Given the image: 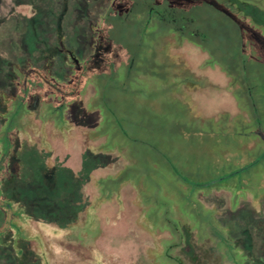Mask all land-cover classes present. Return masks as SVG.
<instances>
[{
  "label": "rangeland",
  "instance_id": "1",
  "mask_svg": "<svg viewBox=\"0 0 264 264\" xmlns=\"http://www.w3.org/2000/svg\"><path fill=\"white\" fill-rule=\"evenodd\" d=\"M150 3L166 15L193 16L223 64L238 71L244 60L249 71L242 62L238 75L246 85L248 78L255 82L253 110L263 111L253 123L257 135H245L254 115L243 114L229 88L231 78L209 64L210 54L170 33L171 26L151 14ZM217 4L225 11L218 12ZM235 14L245 44L229 17ZM236 47L241 56L232 66L229 51ZM46 68L56 87L44 82ZM24 75L33 77L29 98ZM55 112H63L64 124ZM11 119L13 143L4 137ZM263 151L264 0H0L1 193L23 185L19 198H36L35 206L49 213L47 220L80 238L76 243L85 244L80 248L86 256L93 244L109 257L107 264H218L217 257L222 264H264V197L256 203L253 194V184L264 176L258 164ZM159 164L166 174L157 171ZM126 168L130 177L142 174V188L153 185L155 174L163 180L155 183L162 187L160 195L152 191L148 197L159 195L165 204L160 214L148 210L156 221L146 219L151 204L142 203L131 180L112 190ZM180 170L204 173L211 184L223 178L227 184L231 176L246 183L240 193L224 187L199 193V204L212 213L197 208L187 216L185 203L168 191L170 174L176 177ZM186 177H179L183 189L186 180L192 183ZM13 211L0 197V240L9 233ZM171 226H181L182 240L173 238ZM173 239L179 247L170 251L166 243ZM48 250L54 254L51 246ZM84 261L78 264H90ZM0 264H17L1 244Z\"/></svg>",
  "mask_w": 264,
  "mask_h": 264
},
{
  "label": "trees",
  "instance_id": "2",
  "mask_svg": "<svg viewBox=\"0 0 264 264\" xmlns=\"http://www.w3.org/2000/svg\"><path fill=\"white\" fill-rule=\"evenodd\" d=\"M151 4V14L153 15V13H156V16L158 18V20L160 21H164L166 22V24L170 25V33H174L175 37L179 40H181V42L183 40H187L191 43H194L195 45H197L198 47H200L203 51L207 52L208 54H210V60H209V64L210 62L212 63V67L214 66H219L221 68V70L226 73L230 78H231V83H230V90H233V94L237 100V102L239 103V106L243 112V114L248 113L249 110H251V112H253L252 115H254L253 117H251V121L248 122L244 119L246 122H248L250 124L251 127H246L245 131H247V133L245 135H247L248 133L251 132V134H255L257 135V130H256V126L254 127L253 123L255 122V120L262 118V113L263 111L259 109V111H254L253 108H255L254 104H256L254 102V98L250 97V90H253V85L255 82H253L252 80L250 81V79L248 78V85H246V78H243L242 76H239V72H240V65H242L243 62V66H246V71L248 72V66L245 64L244 60L239 62L238 66V71H236V69H233L234 67L230 68V66H227L225 64H223L210 50V48L207 46V41L208 38L210 39V34L205 32V30L200 26V24H197L194 17L193 16H189V15H184L179 13V15L170 13L168 15H166V11H164L161 6H159L157 3H150ZM224 8V9H223ZM216 9L218 10V12L221 11H225V7H219L218 4L216 5ZM161 12H163L165 14V16H163L162 14H160ZM140 14V13H139ZM154 16H151L150 18V22L152 21V18ZM231 18V20L234 21L236 28L238 29L237 32H241V34H239V37L241 40L240 43L245 44V30H241L242 27V20L239 18L238 14L235 15H231L229 16ZM244 24V23H243ZM246 24H250L249 22H247ZM158 25V24H157ZM245 25V24H244ZM249 26V25H248ZM253 26V25H252ZM245 28V27H243ZM253 28H255L253 26ZM158 29V28H156ZM139 33V32H138ZM140 34V33H139ZM99 35H101V37H105L106 35V31L104 29H102L99 32ZM103 37V38H104ZM105 39V44H106V37ZM94 40H97L96 38H94ZM207 40V41H206ZM180 42V43H181ZM96 43V42H95ZM244 46V45H243ZM101 52V51H100ZM241 56V51H240V47H236L234 48V50H230L229 51V57H232L234 62L233 65L234 66L235 62H238V58ZM246 61V60H245ZM46 70V74L43 73V76L47 77L48 73V69H44ZM241 74V73H240ZM25 75H30V73H25ZM23 76V79H25L27 86L25 87V89L23 88V92H25L28 95V98L30 97V88H31V80L33 79V77H26ZM38 77V76H37ZM44 78V77H43ZM45 79V78H44ZM245 79V80H244ZM53 79L51 78V80L45 79L44 82L48 83L49 86H54L56 87L55 83L52 81ZM38 81H40L41 83V87L42 89L46 90V88H44L46 85L45 83L42 82L41 78L39 77ZM54 83V84H53ZM79 83V82H76ZM167 80L164 79V83L166 84ZM59 88V87H57ZM47 92H49L48 90H46ZM75 90H73L74 92ZM22 92V91H21ZM45 95V94H44ZM253 102V104H252ZM244 103H247V105L249 104V108L244 106ZM246 105V106H247ZM64 110V109H63ZM58 111V110H57ZM56 113V112H55ZM63 113V112H62ZM55 114L58 117V124H64L65 123V117L63 114ZM52 115H54L53 113H50ZM262 121V120H261ZM13 119L10 120V128L7 131V135H4V137L6 136L5 139H7L8 142L13 143L11 140V134L10 131H12L13 129ZM253 126V127H252ZM62 127V126H59ZM65 127V126H64ZM249 128V129H248ZM102 132V131H101ZM100 131H97V135H102ZM252 134V136H253ZM254 137H257V136ZM257 140V139H255ZM254 143V142H253ZM255 145V144H253ZM20 142H19V138H17L16 140V146H19ZM258 164H261L262 170L264 171V151L263 153L260 154V156L258 155ZM257 157L255 156L253 158V160L251 161L252 163H254V161L257 162V160H255ZM1 161V159H0ZM9 159L7 161V163L4 164V167L2 168V170H5L7 167L8 169L5 170V175H7L10 172V168L9 166ZM226 162H229V160H227ZM249 162V163H251ZM225 163V162H224ZM1 165V164H0ZM161 164H159L157 167V171L159 170ZM1 167V166H0ZM177 167L176 165H173V167H171V172L173 170V168ZM128 168H126L125 171H123L119 177L117 179L122 178V180H117V183L114 185L115 189L114 192H118V190L123 186V184L125 183V181L127 180H131L135 186H137L138 190L140 191L141 195H140V199L142 201L143 204H145L148 201V204H151L150 207L148 206L147 210H145L146 213V219H150L152 221H156L152 219V215L149 214L148 210H151L153 208V210L155 211V213H161V210H165V208H163V206H165L164 202L161 203V199H160V193L162 190V187L160 188L155 187L156 184H161L162 183V179L160 177V175H153V181L149 180L152 182L153 185L149 186L148 183L147 185H145V187L142 188L141 185H143V182L146 180L141 179V175L139 173V176L136 177H130L129 174H127ZM164 171L166 174V170L164 168H161L160 171ZM180 170V172L176 171L175 173H173L176 177H174L172 174H170V178H173V186L170 187V189H168L169 193H176V195L180 198L179 202L185 203V205L187 206V210L188 213L186 214L187 216H193L192 212H195V209L200 208L202 210H204V212L209 215V213H212V211L208 210L204 205L201 206V204H199V197H197V195L199 193H208L213 191V189H221V188H232L233 190H237L238 193H240V191H242V189L245 187V183L246 181H244V177L243 178H233V176H231L230 178H228L227 180V184L225 179L223 178L220 179L219 182L216 183H209V182H205V179L207 178L206 174H192L186 171H182ZM219 170L217 168V172L219 173ZM247 171V170H246ZM245 176H246V172ZM264 173V172H263ZM0 197L1 200L5 203H7V206H9V208H15V211H13V216L14 220L13 223L11 225H8L10 227L9 229V233L5 235V239L0 240V244L3 246H6L8 248H10V250L13 252L14 257L17 261V264H78V262L80 261H87L90 262V264H107L108 260L107 258H109L108 256L104 255L102 252H100L99 250L95 249L93 244H89L87 247L91 248V253L89 254V256L87 257L84 253H82V249L85 244L83 242H77L79 237H76V235L73 233V231L71 229H60L59 227H57L56 225H54L53 223H51L49 220H47L44 216L45 214L49 213L45 210L44 207H42V209H40V205L37 204L38 207L35 206V204L37 203L36 198L32 199V201L28 200H23L19 198V195L22 193L21 192V188H23L24 186H20L19 189H14L10 188L9 190H6V192H2L3 187H2V182L1 180L3 179L2 174H0ZM186 175L188 176L189 179H191L192 183H189V180L187 181V188L185 187V189H183V186L185 185L183 183V180L181 181L179 177H183ZM264 175V174H263ZM2 178V179H1ZM114 178V177H112ZM113 179V180H116ZM175 178H177L176 180H174ZM187 178V177H186ZM138 179V180H137ZM249 181V180H247ZM22 182V180H21ZM229 182V183H228ZM245 182V183H243ZM23 183V182H22ZM178 183H180V187L183 189H179L178 187ZM236 183H238V186L236 188ZM24 184V183H23ZM108 183H106L107 185ZM28 185V183L26 184V186ZM254 187H257V189H255V191H253L254 194V200L257 203L259 201V199L261 197H264V176H263V180L260 184H253ZM260 188H259V187ZM178 187V188H177ZM2 188V189H1ZM25 188V187H24ZM259 190L260 194L257 195L256 191ZM262 190V193H261ZM154 192H158L159 195H156L157 198H155L156 200H153L155 203H152L153 201H149L148 197L150 196V194ZM252 192V191H251ZM258 192V191H257ZM175 195V196H176ZM189 195V198L187 197ZM27 196V195H26ZM147 196V198H146ZM257 196V197H256ZM196 197V198H195ZM147 199V200H146ZM39 201V200H38ZM198 201V203H197ZM201 206V207H199ZM189 207V209H188ZM37 210V211H35ZM40 210V214L39 215V211ZM203 212V213H204ZM178 211H174L172 212V216L174 217L175 215V219L176 217H178ZM212 215V214H211ZM204 217V216H203ZM170 218H172L170 216ZM174 219L172 218L171 220H169L167 223H169L170 225L172 224V221ZM175 221V220H174ZM33 223H35L33 225ZM157 222L154 223V227L157 226L156 225ZM169 226V225H168ZM179 226H176L175 229L173 228V226L168 227V229H173L172 235L173 238L177 237L182 240L183 239V233L180 232L181 226L178 228ZM50 228V229H49ZM206 232V226L203 227ZM43 232V233H42ZM198 232V231H197ZM199 234V232H198ZM208 236H211L209 234V232L207 233ZM201 237L198 239V242L201 241ZM68 239V240H67ZM80 240V238H79ZM175 239L169 241L168 246L166 247V249H169L170 251H173V249L179 247L178 244H175ZM224 241H226L224 239ZM89 243V242H88ZM227 243V241H226ZM198 244V243H197ZM228 244V243H227ZM48 246H51L54 254L50 255L49 250H48ZM198 246L200 247V245L198 244ZM67 247V248H66ZM81 247V248H80ZM202 251H207L205 248H201ZM90 250V249H89ZM233 250V249H232ZM64 252V253H63ZM170 255L172 256V252H169ZM212 258L214 257V255H211ZM173 258V256H172ZM211 258V259H212ZM218 260V264H222L221 258L217 257ZM224 260V259H223ZM67 261V262H66ZM84 261V262H85ZM217 261V260H216ZM225 261V260H224ZM248 261V260H247ZM246 261V263H247ZM225 263V262H224ZM223 263V264H224ZM158 264V263H157ZM210 264V262H209Z\"/></svg>",
  "mask_w": 264,
  "mask_h": 264
}]
</instances>
